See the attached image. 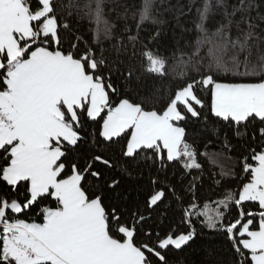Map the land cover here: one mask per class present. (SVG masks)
Listing matches in <instances>:
<instances>
[{
    "label": "snow or ice",
    "instance_id": "1",
    "mask_svg": "<svg viewBox=\"0 0 264 264\" xmlns=\"http://www.w3.org/2000/svg\"><path fill=\"white\" fill-rule=\"evenodd\" d=\"M204 230L196 264H264V0H0V264Z\"/></svg>",
    "mask_w": 264,
    "mask_h": 264
},
{
    "label": "trees",
    "instance_id": "2",
    "mask_svg": "<svg viewBox=\"0 0 264 264\" xmlns=\"http://www.w3.org/2000/svg\"><path fill=\"white\" fill-rule=\"evenodd\" d=\"M192 129L195 132H201L198 124L193 125ZM201 134L206 135V133ZM220 244L221 241L219 238L213 239L207 230H204V234L197 238L192 250H189L188 252L173 253L171 259L174 261V264H180L181 260H183V264H196V262L204 255L205 248L212 246L219 247Z\"/></svg>",
    "mask_w": 264,
    "mask_h": 264
}]
</instances>
